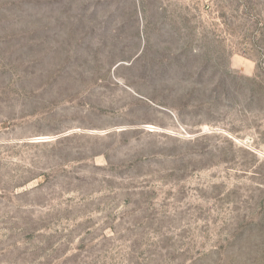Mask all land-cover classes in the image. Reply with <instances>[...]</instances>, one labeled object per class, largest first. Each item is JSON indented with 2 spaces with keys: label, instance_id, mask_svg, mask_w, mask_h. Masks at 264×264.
<instances>
[{
  "label": "rangeland",
  "instance_id": "rangeland-1",
  "mask_svg": "<svg viewBox=\"0 0 264 264\" xmlns=\"http://www.w3.org/2000/svg\"><path fill=\"white\" fill-rule=\"evenodd\" d=\"M0 264H264V0H0Z\"/></svg>",
  "mask_w": 264,
  "mask_h": 264
}]
</instances>
